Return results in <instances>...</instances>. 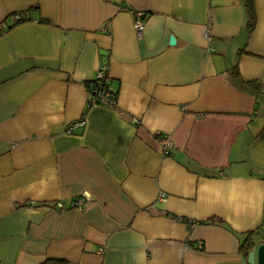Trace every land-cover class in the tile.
<instances>
[{"label":"crops","instance_id":"1","mask_svg":"<svg viewBox=\"0 0 264 264\" xmlns=\"http://www.w3.org/2000/svg\"><path fill=\"white\" fill-rule=\"evenodd\" d=\"M253 7L248 33L245 0H0V264H248L264 243ZM124 8L145 13L140 36ZM102 66L114 108L87 105Z\"/></svg>","mask_w":264,"mask_h":264},{"label":"built area","instance_id":"2","mask_svg":"<svg viewBox=\"0 0 264 264\" xmlns=\"http://www.w3.org/2000/svg\"><path fill=\"white\" fill-rule=\"evenodd\" d=\"M123 10L129 11L132 16H133V29L137 36H140L143 29H144V18H145V13L143 11L139 10H131L124 8ZM13 21L18 22L20 20V15H14L12 16ZM205 36H208L207 30H205ZM95 80L92 82L88 88L89 94H90V99L87 103L88 106L94 105V104H99L102 106L106 107H111L114 108L116 107L117 104V97L116 94H114L109 87V76L106 72V69L104 66L99 67V69L96 71L95 76L93 78ZM83 120H79L77 122H74L71 124L69 127L68 131H71L73 127H81L84 125ZM158 142L159 145L161 146L162 153L165 154L167 152V148H169L172 143L167 137H163L161 135H158ZM71 206L73 208L82 210L83 209V204L80 198H76ZM60 209H63L62 207Z\"/></svg>","mask_w":264,"mask_h":264},{"label":"trees","instance_id":"3","mask_svg":"<svg viewBox=\"0 0 264 264\" xmlns=\"http://www.w3.org/2000/svg\"><path fill=\"white\" fill-rule=\"evenodd\" d=\"M245 12L247 15V22H246V30L248 33L252 31L255 25V12L253 7V0H245ZM23 19L20 17L19 22H22ZM95 80H90L87 83V87L89 88L90 84L94 82ZM109 87L111 88V79L109 77ZM249 85L253 87L255 90H258L259 84H257L255 81L249 82ZM112 90V88H111ZM112 92L116 94L113 90ZM253 245V241L250 237V233L246 236L245 241L242 242L240 245V249L243 251L244 255H247L248 249H251ZM65 262L63 260H47L44 264H64Z\"/></svg>","mask_w":264,"mask_h":264},{"label":"water","instance_id":"4","mask_svg":"<svg viewBox=\"0 0 264 264\" xmlns=\"http://www.w3.org/2000/svg\"><path fill=\"white\" fill-rule=\"evenodd\" d=\"M174 43H175L174 37L170 36L169 44L173 45ZM247 263L248 264H264V243L258 244L255 250H251L248 252Z\"/></svg>","mask_w":264,"mask_h":264}]
</instances>
